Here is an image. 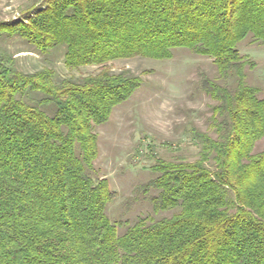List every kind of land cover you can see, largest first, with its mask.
Returning <instances> with one entry per match:
<instances>
[{
    "label": "trees",
    "instance_id": "1",
    "mask_svg": "<svg viewBox=\"0 0 264 264\" xmlns=\"http://www.w3.org/2000/svg\"><path fill=\"white\" fill-rule=\"evenodd\" d=\"M0 21L38 51L64 49L69 70L98 66L73 80L43 67L17 68L0 53V264H264V97L245 81L254 65L238 49L264 45V0H45ZM183 47L212 59L203 76L215 101L216 137L193 134L197 157L156 158L137 187L152 210L119 232L106 209L116 192L93 174L96 125L141 85L107 64L169 59ZM153 191L154 193L150 194Z\"/></svg>",
    "mask_w": 264,
    "mask_h": 264
},
{
    "label": "rangeland",
    "instance_id": "2",
    "mask_svg": "<svg viewBox=\"0 0 264 264\" xmlns=\"http://www.w3.org/2000/svg\"><path fill=\"white\" fill-rule=\"evenodd\" d=\"M44 1L0 0V21L22 17L37 6L43 8ZM237 47L254 65L245 66L246 83L259 88V97H264V45L249 35ZM0 53L12 56L22 71L49 67L57 78L77 80L99 69L82 66L69 70L64 64L63 48L42 53L18 35L1 34ZM107 66L114 73L141 79L133 94L112 109L108 120L94 127L98 155L93 175L106 178L109 188L116 192L106 213L112 221L122 223L121 233L140 217L150 220L170 215L156 214L149 194L137 193V187L154 176L151 166L156 158L194 160L198 149L195 132L216 137L211 126L215 101L201 87L203 76L221 84L234 85V81L220 77L211 58L183 47L173 49L169 59L134 57L113 60ZM263 149L264 137L256 142L254 152Z\"/></svg>",
    "mask_w": 264,
    "mask_h": 264
}]
</instances>
